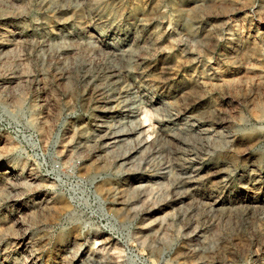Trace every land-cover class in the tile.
I'll return each instance as SVG.
<instances>
[{"label": "rangeland", "instance_id": "rangeland-1", "mask_svg": "<svg viewBox=\"0 0 264 264\" xmlns=\"http://www.w3.org/2000/svg\"><path fill=\"white\" fill-rule=\"evenodd\" d=\"M162 262L264 264V0H0V264Z\"/></svg>", "mask_w": 264, "mask_h": 264}, {"label": "bare ground", "instance_id": "bare-ground-1", "mask_svg": "<svg viewBox=\"0 0 264 264\" xmlns=\"http://www.w3.org/2000/svg\"><path fill=\"white\" fill-rule=\"evenodd\" d=\"M131 41V40H130ZM130 52V51H129ZM139 58V57H138ZM123 92V91H122ZM105 103V102H104ZM107 110V109H106ZM104 112V111H103ZM106 113V112H105ZM110 115V114H109ZM112 129V128H111ZM119 134L116 133L115 131H111L107 128H101L98 129L96 134H95V138L96 140H98L99 142H104L105 140H112V139H116L118 138ZM80 138V137H79ZM92 143V142H91ZM178 143V142H177ZM98 145V144H97ZM98 149V146H97ZM253 168V167H252ZM257 175V174H256ZM252 176V175H251ZM135 177V176H134ZM251 182V181H250ZM137 183V182H136ZM193 183V182H192ZM209 201V200H208ZM221 202V201H220ZM254 206V205H253ZM239 210V209H238ZM251 213V212H250ZM249 216V215H248Z\"/></svg>", "mask_w": 264, "mask_h": 264}, {"label": "built area", "instance_id": "built-area-1", "mask_svg": "<svg viewBox=\"0 0 264 264\" xmlns=\"http://www.w3.org/2000/svg\"><path fill=\"white\" fill-rule=\"evenodd\" d=\"M141 264H145V263H141ZM158 264H166L165 262H162V263H158Z\"/></svg>", "mask_w": 264, "mask_h": 264}]
</instances>
